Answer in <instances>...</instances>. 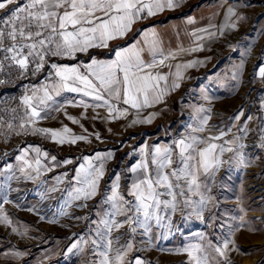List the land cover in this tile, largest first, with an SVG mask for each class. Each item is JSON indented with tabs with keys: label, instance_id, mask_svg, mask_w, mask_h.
<instances>
[{
	"label": "rangeland",
	"instance_id": "374dc122",
	"mask_svg": "<svg viewBox=\"0 0 264 264\" xmlns=\"http://www.w3.org/2000/svg\"><path fill=\"white\" fill-rule=\"evenodd\" d=\"M229 7L235 15L229 14L232 25L229 30L219 33L214 47L217 60L179 87L180 95H176L172 116L167 121L162 119L152 128L139 129L117 140L107 137L99 142L72 145L79 146L76 151L81 156L105 152L102 160L106 164L110 162L109 166L105 165L96 193L90 198L81 193V199H73L76 189H87L81 182L84 172L97 168L98 159L84 161L85 169L78 176L75 167L81 156L64 153L66 157L60 161L58 150H65L67 145L57 147L50 144V134H34L39 122L27 131L20 123L9 129L2 126L0 114V216H7L10 222L0 223V264H100L105 239L113 241V256L118 247L131 240L133 248L125 257V264H135L136 258L143 264H196V256L207 257L208 264H264V147L260 146L262 113L259 111L264 109V79L258 72V63L264 64V0H196L186 3L179 13L206 8L218 11V15L222 11L224 15ZM173 17L170 14L154 21L165 22ZM219 17L205 15L202 19ZM242 60L243 66L238 68ZM239 113L243 114L234 119ZM49 114L48 111L43 116L44 129L50 128ZM184 123L189 126L185 128L189 143L196 137L217 145L219 166L208 173H198V190L195 187L188 190L185 186L186 195L178 197L176 211L161 206L157 213L159 221L154 216L148 222L147 232L139 225L125 224L102 239L101 222L112 210L107 198L116 191L125 200L133 199L129 190L141 178V170L131 169L150 160L156 148L172 149V158L176 160ZM201 127L204 130L198 131ZM245 128L247 131L241 132ZM24 132L27 136L42 137L45 143L34 145ZM237 136L241 137L238 141ZM7 140L9 145L4 146ZM246 142H254L256 146ZM21 144L30 146L25 147L23 156L19 154L23 151ZM240 144L245 147L240 148ZM206 146L207 143L199 145ZM220 146L234 151L221 153ZM119 152L123 153L121 164L115 163V154ZM58 162L62 165L59 168L54 166ZM68 163L74 165L73 169L68 168ZM154 167L150 165V169ZM27 175L35 178L28 179ZM9 176L13 178L8 180ZM36 186L42 191L39 198H35ZM53 188L57 190L52 191ZM157 190L166 192L164 188ZM160 199L171 200V197L163 195ZM114 219L123 220V217ZM132 227H136L135 233L131 232ZM94 240L97 244H93ZM224 240L231 241L229 247L233 249L228 252L227 261L214 251ZM78 242L79 247L69 252L71 245ZM197 248L200 251H195ZM185 249L193 255L189 256Z\"/></svg>",
	"mask_w": 264,
	"mask_h": 264
},
{
	"label": "snow or ice",
	"instance_id": "6c2138e0",
	"mask_svg": "<svg viewBox=\"0 0 264 264\" xmlns=\"http://www.w3.org/2000/svg\"><path fill=\"white\" fill-rule=\"evenodd\" d=\"M14 2L15 0H0V10ZM175 6L173 0H154L153 3L147 4L144 3V0H28L24 7L18 5L12 9L11 15L7 19L0 18V52L12 54L10 57L5 56L4 59H11L22 69L27 68L29 56H36L40 61L37 64V70H39L42 67L44 56L47 54L72 56L78 52H86L91 47H107L109 40L123 36L134 20L145 11H147V15L151 16L155 14V11ZM227 11L230 15H235L233 8L229 7ZM25 50H28L27 54L22 55ZM154 63L155 61L146 63L141 59L140 52L133 49L117 52L116 60L110 63L93 61V64L88 66L90 70L88 75L81 74L76 67L57 68L56 65H52L56 69L55 75L59 78L58 83L53 85V90L56 95H59L62 90H68L83 92L86 96H94L97 101H103V104L109 105L110 114L116 109L109 104L108 99H105L104 93L115 99L123 97L124 104L140 108L142 105L147 106L152 102H158L163 95L162 92L153 94L159 88L160 81L167 78L163 75L145 72V68H152ZM159 63L163 64V59ZM243 63L242 60L237 67H242ZM190 66L192 65H186V67ZM258 72L259 76L264 79V64L258 63ZM90 75L98 83L93 82V79L89 78ZM75 84L82 85V87L73 86ZM172 87H179V84L174 83ZM37 91L22 99V103L28 109L26 115L30 123H35L37 118H42L41 112L44 109L39 106H46L47 101L52 100V95L47 87L43 88L42 96L38 97ZM125 112L126 110L120 112V115H124ZM242 114L239 113L234 119H239ZM247 119L250 120L251 117H247ZM204 123L206 124L207 121L205 120ZM8 127L11 129L13 125L9 123ZM20 127L24 128L25 124L21 123ZM203 130V127L198 129V131ZM69 131L67 127L63 129L64 133ZM246 131V128L241 129V132ZM33 133L50 134L53 140L61 144L65 142L64 136L55 130L34 128ZM223 135L224 133L221 132V136ZM219 138L211 137L210 139ZM82 139L85 137L78 136L70 142L75 143L76 140ZM240 139V136L236 137L237 141ZM261 140L264 141V135L261 136ZM202 143H207V146L200 148L199 145ZM227 143H233V141ZM260 146L264 147V143ZM178 147L179 153L176 160L172 158V149L156 148L150 154V160L146 159L131 169L133 172L141 170V178L134 181L129 190V195L133 197L132 200H125L116 191H113V195L107 198V201L111 203L112 210L106 213L108 218L101 222L104 227V232L99 233L102 239H105L106 234H110L113 229L119 230L125 224L139 225L147 232L149 230L148 222L154 216L159 221L157 213L162 210L161 206L164 209L170 208L172 211H176L178 197L186 195L185 186L188 190L193 187L198 190L200 187L198 173L201 171L208 173L220 164V160L215 154L217 145L214 143L193 137L192 143H185V140L181 139ZM239 147L243 148L245 145L240 144ZM36 151L39 153L40 150L37 148ZM219 151L221 153L232 152L234 149L220 146ZM18 159H23V157H18ZM52 159L55 160V157ZM24 163L28 167H32L28 161L25 160ZM39 163L40 161L37 160L36 164L39 165ZM150 165L155 167L150 169ZM83 168L84 166L81 165V170ZM89 168H92L90 163ZM166 169H171V171H165ZM21 171L24 170L21 169ZM36 171L39 173V168ZM79 174L78 172L77 175L79 176ZM102 176L103 165L93 171H85L84 179L81 182L87 185V189H76L73 199H81V193L85 198L94 196L98 181ZM12 178L9 176L7 179L11 180ZM27 178L34 179L35 177L27 175ZM158 188H164L166 192H159ZM56 190L52 189V191ZM163 195L171 197V200H161L160 197ZM204 203L202 198L201 205ZM116 216H122L123 220L114 219ZM0 223L10 222L7 216H0ZM15 230L13 229V231ZM131 232L135 233L136 227H132ZM230 243L231 241L224 240L214 249L218 256L225 261L228 260V252L233 250L229 247ZM93 244H97V241L94 240ZM112 245L111 239H105V251L100 253L102 257L100 264H125V257L133 248L131 240L118 247L114 256L111 255ZM77 247H79V242L72 244L68 251L71 252ZM185 251L189 256L193 255L191 250L185 249ZM195 251L198 252L200 249L197 248ZM194 258L196 264H208L207 257L196 256ZM135 264H143V262L136 258Z\"/></svg>",
	"mask_w": 264,
	"mask_h": 264
},
{
	"label": "crops",
	"instance_id": "0c3cea01",
	"mask_svg": "<svg viewBox=\"0 0 264 264\" xmlns=\"http://www.w3.org/2000/svg\"><path fill=\"white\" fill-rule=\"evenodd\" d=\"M196 0H173L175 7H165L161 11H155L154 15H147V11L141 14V16L134 20L129 29L123 36H119L115 39L109 40L107 47H91L86 52H78L72 56H55L52 55L55 61L58 63V68L62 67H76L79 72L84 75L89 74V65L93 64V61L97 63H110L116 60V53L124 50H138L140 57L146 63H154L152 68H145V72H151L153 75L159 74L165 76L167 79L160 81L159 88L156 89L155 94L163 93L161 99L158 102H152L147 106H141L140 108H133L130 105L123 103V97L115 99L104 93L105 99H108L109 104L113 106L116 111L109 113V105L103 104V101H97L94 96H86L83 92H71L68 90L60 91L59 95H56L53 90V85L56 82H46L43 84L35 85L30 90V95L34 91H37V96L43 95V88L47 87L49 93L52 95V100L47 101V105H40L44 111L41 112L42 118H37L36 122L38 128L46 126L45 120L47 112L49 111V121L51 130L60 132L64 136L68 150H58V156L63 154L75 155L77 147L72 146L77 144H85L90 142H99L100 138L118 139V137H125V135L132 134L139 129H149L160 122L162 119L167 121L171 117L172 105L178 95L179 87L189 81L190 77L196 74L202 69H206L207 66L212 65L217 60V49L214 48L219 39V33L228 31L232 25H229V13L228 9L225 14L222 15L220 11L219 18L216 19H202V16L210 15L219 16L218 11L211 9L195 8L192 13H185L181 15V8L187 3ZM154 0H144V3H153ZM213 11V12H212ZM174 14L175 17L167 19L165 22H157L159 17L165 14ZM191 21V22H189ZM167 57V59H164ZM163 59V64L159 61ZM195 62V63H193ZM192 65L186 67V65ZM179 66V67H177ZM179 73V76H177ZM90 79L95 81L93 76H89ZM71 84V81H69ZM178 83L179 87L173 88L172 85ZM73 86L82 87V85L75 84ZM180 95V94H179ZM178 95V96H179ZM182 96V95H181ZM176 97V98H175ZM180 98V97H179ZM96 105H101L97 107ZM48 108V109H47ZM39 110V109H38ZM124 115H120V112L125 111ZM262 113L261 121L264 116V109H259ZM11 114H15V111H9ZM43 113V114H42ZM2 114V118H5L8 114ZM17 116V115H16ZM44 116V117H43ZM27 117V116H26ZM26 117L18 118L19 123L25 124V130L33 124L26 120ZM71 117V119H70ZM75 121V122H74ZM136 121V123H133ZM44 124V125H43ZM3 126V125H2ZM67 127L70 131L64 133L63 129ZM183 133L179 136L177 142V148L179 152L178 143L181 139L185 140V143H189L186 129L189 126L184 123ZM87 133V136L83 134ZM27 132H24L26 134ZM191 133V131H190ZM48 136V135H47ZM83 136L85 139L76 140L75 143L70 141L75 137ZM29 138V142L38 145L43 143L42 137ZM49 137V136H48ZM47 137V138H48ZM188 137V138H187ZM93 139V141H91ZM50 144H56L59 147V142L48 138ZM9 140L5 142V145H9ZM45 143V142H44ZM71 145V146H68ZM23 151L19 152L21 156L26 154L25 147L29 149L30 146L22 145ZM64 151V152H63ZM29 153V152H28ZM82 154V153H81ZM78 154L76 157H80ZM105 157V152L100 153L94 151L92 155H82L80 162L76 165L77 172H83L81 165L85 166L84 161L91 158H95L97 161V168L103 165V171L105 165L109 166L110 162L106 164L102 158ZM123 153L115 154V163L122 161ZM58 158V157H57ZM61 158L60 161L63 159ZM106 160V158H105ZM57 168L61 167V163H54ZM74 165H69L68 168L73 169ZM57 170V169H56ZM139 171V170H138ZM38 186L35 187L34 192L38 193L35 198L41 196L42 191ZM97 189V188H96ZM42 214V213H41Z\"/></svg>",
	"mask_w": 264,
	"mask_h": 264
},
{
	"label": "built area",
	"instance_id": "2783aa9c",
	"mask_svg": "<svg viewBox=\"0 0 264 264\" xmlns=\"http://www.w3.org/2000/svg\"><path fill=\"white\" fill-rule=\"evenodd\" d=\"M28 3V0H17L12 5L6 7L0 11V18L7 19L11 15V10L18 5L24 7ZM28 50H25L22 55H26ZM12 54L6 52H0V114L10 108H16L28 112L25 105L22 103L24 96H29L30 90L33 86L43 84L46 82H56L59 78L55 75L56 69L52 65L58 63L55 61L52 55L47 54L44 56L42 67L37 70V64L40 63L39 58L36 56L28 57L27 68H20L11 59L5 60V56H11ZM261 101V98H257V102ZM13 126L19 123V119L15 114H8L2 121V125L5 128H9L8 124ZM260 135H264V116L261 121ZM264 141L261 140V144Z\"/></svg>",
	"mask_w": 264,
	"mask_h": 264
},
{
	"label": "trees",
	"instance_id": "16d2710c",
	"mask_svg": "<svg viewBox=\"0 0 264 264\" xmlns=\"http://www.w3.org/2000/svg\"><path fill=\"white\" fill-rule=\"evenodd\" d=\"M169 15H170V14H167V13H166L165 15L159 17L158 20L164 18V16H169ZM9 111H15V112H16V115H17V118L26 117V113H25L24 111L19 110V109H16V108H10V109H8V110H5V111L3 112V114H10ZM3 120H4V118H2V121H3ZM46 136H47V135H45V138H46ZM58 158L61 159V158H63V156H62V155H59Z\"/></svg>",
	"mask_w": 264,
	"mask_h": 264
},
{
	"label": "bare ground",
	"instance_id": "6f19581e",
	"mask_svg": "<svg viewBox=\"0 0 264 264\" xmlns=\"http://www.w3.org/2000/svg\"><path fill=\"white\" fill-rule=\"evenodd\" d=\"M238 36V35H237ZM246 144L252 145V146H256V144L254 142L250 143V142H246Z\"/></svg>",
	"mask_w": 264,
	"mask_h": 264
}]
</instances>
